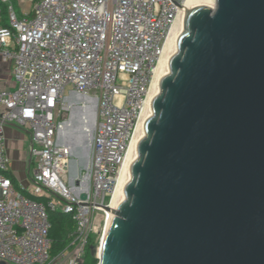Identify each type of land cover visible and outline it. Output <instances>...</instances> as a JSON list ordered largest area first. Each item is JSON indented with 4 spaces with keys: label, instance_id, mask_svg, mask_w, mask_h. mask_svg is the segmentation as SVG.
<instances>
[{
    "label": "water",
    "instance_id": "95a60500",
    "mask_svg": "<svg viewBox=\"0 0 264 264\" xmlns=\"http://www.w3.org/2000/svg\"><path fill=\"white\" fill-rule=\"evenodd\" d=\"M187 6L99 264H264V0ZM76 111L72 177L93 140Z\"/></svg>",
    "mask_w": 264,
    "mask_h": 264
},
{
    "label": "built area",
    "instance_id": "2783aa9c",
    "mask_svg": "<svg viewBox=\"0 0 264 264\" xmlns=\"http://www.w3.org/2000/svg\"><path fill=\"white\" fill-rule=\"evenodd\" d=\"M176 2L182 6L180 0H0V62L11 65L14 83L0 90V264H82L91 240L98 259L114 218L119 171L181 10ZM72 93L98 102L90 163L75 177L70 146L57 144ZM7 125L29 135L27 190L9 176ZM49 212L74 224L68 246L54 258Z\"/></svg>",
    "mask_w": 264,
    "mask_h": 264
},
{
    "label": "bare ground",
    "instance_id": "6f19581e",
    "mask_svg": "<svg viewBox=\"0 0 264 264\" xmlns=\"http://www.w3.org/2000/svg\"><path fill=\"white\" fill-rule=\"evenodd\" d=\"M189 1L190 0H182L181 10L173 26L171 27L169 31L168 37L162 48L158 63L156 67L154 68L153 77H152L150 88L147 93L146 100L144 102L141 114L139 116L134 135L131 139L129 148L127 150V153L125 155L124 161L121 166V169L119 171L117 186L113 194L112 203H111V210L113 211L117 210L122 202V190H123L124 185L129 181V178H130V167L133 162V159L135 158L136 143H137L138 138L142 134L143 126L145 125L146 121L149 119L151 115L150 104L154 100V98L158 95L159 80L161 79L162 76H164L167 73V68H166L167 60L176 51V41L178 38V31L180 29V23L183 17V12L185 9L191 10V7L187 6ZM85 100H86L85 102L82 101L80 103H77L76 102L77 100L75 97H69L70 104H72L71 102H74L70 107L71 108V114L69 116L70 120L66 123L67 127L68 126L71 127V130L67 131L69 138H71L72 136L77 137L78 135L76 123L79 122L78 121L79 118H78V113L76 111V108L78 105L81 106L82 104H84L82 107V121L84 122L83 131H85L89 137L91 135V128L89 124L90 122L87 116L91 111L92 102L88 99H85ZM106 229L107 230L104 232L102 244L105 241L109 228H106ZM100 250L98 252L99 257H100Z\"/></svg>",
    "mask_w": 264,
    "mask_h": 264
},
{
    "label": "crops",
    "instance_id": "0c3cea01",
    "mask_svg": "<svg viewBox=\"0 0 264 264\" xmlns=\"http://www.w3.org/2000/svg\"><path fill=\"white\" fill-rule=\"evenodd\" d=\"M11 65L0 62V90L13 89ZM73 97V96H72ZM6 139V153L10 159L11 180L18 189L27 190L30 188V162L29 135L20 128L7 125L4 128Z\"/></svg>",
    "mask_w": 264,
    "mask_h": 264
},
{
    "label": "trees",
    "instance_id": "16d2710c",
    "mask_svg": "<svg viewBox=\"0 0 264 264\" xmlns=\"http://www.w3.org/2000/svg\"><path fill=\"white\" fill-rule=\"evenodd\" d=\"M11 181L13 185H16L14 180ZM49 221L51 225L49 230L51 257L54 258L68 246L70 240L68 236L74 231V224L68 216L56 212H49ZM93 246L94 242L91 240L86 248L82 264H99V260L95 257Z\"/></svg>",
    "mask_w": 264,
    "mask_h": 264
},
{
    "label": "rangeland",
    "instance_id": "374dc122",
    "mask_svg": "<svg viewBox=\"0 0 264 264\" xmlns=\"http://www.w3.org/2000/svg\"><path fill=\"white\" fill-rule=\"evenodd\" d=\"M180 1L182 2V0H180ZM13 4H14V8H15V10L18 11L17 5H16L14 2H13ZM83 101L85 102L86 100H83ZM70 114H71V112H70V113L67 112V113L65 114V119H69ZM94 129H95V128H94ZM94 129H91V134H93V136H94ZM78 172L81 173V174L83 175V172H84V171H83V170H79ZM79 173H78V174H79ZM95 257H96V256H95Z\"/></svg>",
    "mask_w": 264,
    "mask_h": 264
},
{
    "label": "flooded vegetation",
    "instance_id": "af4514ba",
    "mask_svg": "<svg viewBox=\"0 0 264 264\" xmlns=\"http://www.w3.org/2000/svg\"><path fill=\"white\" fill-rule=\"evenodd\" d=\"M67 126H65L61 131H60V133L62 134V136H63V140H64V135H65V132L67 133V128H66Z\"/></svg>",
    "mask_w": 264,
    "mask_h": 264
}]
</instances>
